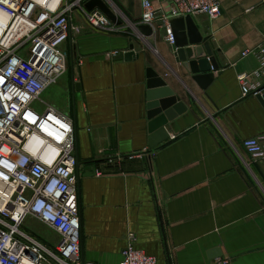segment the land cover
Segmentation results:
<instances>
[{
    "label": "crops",
    "instance_id": "0c3cea01",
    "mask_svg": "<svg viewBox=\"0 0 264 264\" xmlns=\"http://www.w3.org/2000/svg\"><path fill=\"white\" fill-rule=\"evenodd\" d=\"M90 1L74 9L72 23L83 31L64 45L66 73L42 94L74 122L82 259L121 264L134 234L136 248L158 264H264V166L243 145L264 134V105L259 94L244 97L239 83L260 66L242 53L264 39V0H220L217 19L192 16L220 65L207 91L177 62L164 27L146 44L142 0H103L114 19L93 10L109 19L107 29L88 24ZM131 45L136 56L125 60ZM148 68L188 111L167 125L170 139L145 154L161 105L148 99ZM22 229L51 249L59 243L35 217Z\"/></svg>",
    "mask_w": 264,
    "mask_h": 264
},
{
    "label": "built area",
    "instance_id": "2783aa9c",
    "mask_svg": "<svg viewBox=\"0 0 264 264\" xmlns=\"http://www.w3.org/2000/svg\"><path fill=\"white\" fill-rule=\"evenodd\" d=\"M82 1L0 0V264H88L81 255L73 119L47 103L42 111L34 107L36 102L44 104V91L67 71L64 45L83 31L72 23ZM164 1L142 0V23L154 30L164 27L170 45L175 43V19L203 14L215 20L222 11L220 0H170L167 6ZM85 16L93 28L110 27L99 10L85 11ZM250 54L260 66L239 76L244 97L264 89V39L242 56ZM74 64L80 67L82 59L77 57ZM243 145L264 166V134ZM29 216L59 235L54 249L23 231ZM135 242L129 234L121 264H158Z\"/></svg>",
    "mask_w": 264,
    "mask_h": 264
},
{
    "label": "water",
    "instance_id": "95a60500",
    "mask_svg": "<svg viewBox=\"0 0 264 264\" xmlns=\"http://www.w3.org/2000/svg\"><path fill=\"white\" fill-rule=\"evenodd\" d=\"M98 7L107 16L113 18L110 9L103 0H92L86 8L92 11ZM114 19V18H113ZM175 43L171 45V51L174 53L178 63H181L192 80L202 89L207 91L215 78L212 71H218L220 65L217 62L215 47L210 37H203L194 23L192 16L175 19L172 23ZM138 31L147 38L146 44L154 46L156 34L149 25H141ZM136 56L134 45H131L129 51L124 53L123 59L131 60ZM148 99L161 100L159 113L154 115L149 123L150 149L146 152L150 154L159 145L166 143L170 135L166 129L167 125L188 111V107L176 97L175 93L167 87L165 80L160 77L153 69L148 68ZM79 89V85H76ZM264 89L259 94V100L264 105ZM80 166L78 164V185L80 180ZM96 172V168L87 166L86 170Z\"/></svg>",
    "mask_w": 264,
    "mask_h": 264
},
{
    "label": "rangeland",
    "instance_id": "374dc122",
    "mask_svg": "<svg viewBox=\"0 0 264 264\" xmlns=\"http://www.w3.org/2000/svg\"><path fill=\"white\" fill-rule=\"evenodd\" d=\"M42 100L44 101V104L40 102H36L34 104V107L37 108L39 111H42L44 109L46 103L49 104L48 97L46 96V94L42 96Z\"/></svg>",
    "mask_w": 264,
    "mask_h": 264
}]
</instances>
